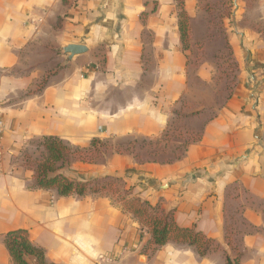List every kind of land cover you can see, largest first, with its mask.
<instances>
[{
	"label": "crops",
	"instance_id": "0c3cea01",
	"mask_svg": "<svg viewBox=\"0 0 264 264\" xmlns=\"http://www.w3.org/2000/svg\"><path fill=\"white\" fill-rule=\"evenodd\" d=\"M74 2L0 0V264H14L4 237L19 229L48 264H264L263 33L226 29L236 71L230 94L214 107L220 50L208 39L206 0H186L187 50L178 0ZM68 45L88 52L68 61ZM192 59L201 60L197 69ZM177 133L179 146L166 157L164 139ZM50 137L69 148L107 142L104 159L72 160L64 175L117 177L134 196L173 210L178 226L201 232L215 250L201 256L168 242L146 252L149 230L109 196L36 188L25 159L46 155ZM131 139L156 149L135 155Z\"/></svg>",
	"mask_w": 264,
	"mask_h": 264
},
{
	"label": "trees",
	"instance_id": "16d2710c",
	"mask_svg": "<svg viewBox=\"0 0 264 264\" xmlns=\"http://www.w3.org/2000/svg\"><path fill=\"white\" fill-rule=\"evenodd\" d=\"M178 25L183 47L187 50L190 47L189 16L183 5L179 13ZM98 146L105 148L107 142L94 139L88 147L82 149L86 153H91V150L96 149ZM43 148L46 152L45 159L38 162L33 170L36 188L56 190L60 197L85 196L90 191V181L72 180L59 172L60 169L70 163L71 149L63 141L54 137L44 139ZM82 149L78 148L80 151ZM117 153H120V151H117ZM181 155L182 153H179L175 156V159H179ZM78 161L93 163V160L81 159V157ZM123 202L126 204V201ZM128 205V208H126V205L124 206L126 209L123 207L124 210L133 216L142 230L147 228L152 236L146 252L149 250L154 252L168 242H175L194 247L201 256H206L210 252L209 244H215L214 241L206 238L195 229L178 226L174 219L173 210H165L159 204L152 205L138 197ZM143 218H147V222L142 221ZM4 244L14 264H30L29 258L34 259L35 264H48L44 250L36 247L31 242L28 231L24 229L8 232L4 237ZM227 264H239V262L227 258Z\"/></svg>",
	"mask_w": 264,
	"mask_h": 264
},
{
	"label": "rangeland",
	"instance_id": "374dc122",
	"mask_svg": "<svg viewBox=\"0 0 264 264\" xmlns=\"http://www.w3.org/2000/svg\"><path fill=\"white\" fill-rule=\"evenodd\" d=\"M185 3L186 0L184 2L183 0H178L179 13L181 11L182 5L184 7ZM206 3L207 14L211 19L213 28L208 39L210 40V44L214 45L220 50L214 55V60H216L218 65V71L215 75L217 84L214 88L216 93L210 89L211 98H209L211 105L217 107L222 102H224V99L230 94L233 76L235 75L236 71L230 54L228 32H226V29L231 28L233 29L232 33H237L238 35H247L251 31L255 32L258 30L259 32H262V36H264V0H206ZM247 38L253 40V37L251 36ZM258 38L260 39L261 36ZM199 50H202L201 46ZM199 53L200 52H198V54ZM199 57L202 59L203 54H199ZM200 61L201 60L192 59V64H194L196 69L200 65ZM192 71L193 70H191V72ZM46 81V79L42 81L38 90H40L46 84ZM201 91L202 90H200V88H196L197 93H200ZM178 136L179 135L177 133L164 139V142H168L171 148L166 149L165 152H168L166 157H171L172 154L170 150H175V148L179 146V144H176ZM128 141L129 143H132L133 147L131 148V151L135 155L141 151H147L148 148L150 151H154L156 149L154 146L152 149L150 147H139V143L134 144L132 139ZM140 141H142V139ZM182 141H185V138H183ZM152 144H154V142H152ZM163 146L164 143H162L160 149H162ZM70 149V161L79 160L81 157V159L86 158L93 160L94 163L98 160L101 161L104 159L105 155L112 150V147L107 143V147L104 148L98 146L96 149L91 150V153L84 152L82 148V151L78 150L76 147H70ZM43 159H45V155L40 152H36L33 156H26L25 164L29 169L34 170L36 164ZM67 167L68 165L64 167L65 170L62 169L63 174H67ZM89 183L90 191L88 193H93L94 195H107L114 203L121 205L122 207L126 205V208H128V203H132L134 199L137 198L133 194V188H130L126 182L114 176L97 179V181H91ZM123 201H126V204ZM237 209L238 206L233 204L232 210L230 211V217H232L234 220H236L235 213ZM142 221L147 222V218H143ZM229 239L231 241V246L237 249V244L233 243L232 241L234 238L229 237ZM209 247L210 251L215 250V244L210 243Z\"/></svg>",
	"mask_w": 264,
	"mask_h": 264
},
{
	"label": "water",
	"instance_id": "95a60500",
	"mask_svg": "<svg viewBox=\"0 0 264 264\" xmlns=\"http://www.w3.org/2000/svg\"><path fill=\"white\" fill-rule=\"evenodd\" d=\"M88 49L83 45H68L63 48V53L67 60L71 61L74 57L86 54Z\"/></svg>",
	"mask_w": 264,
	"mask_h": 264
},
{
	"label": "built area",
	"instance_id": "2783aa9c",
	"mask_svg": "<svg viewBox=\"0 0 264 264\" xmlns=\"http://www.w3.org/2000/svg\"><path fill=\"white\" fill-rule=\"evenodd\" d=\"M75 2L74 3H77V1L78 0H74ZM1 130H2V123H0V133H1ZM99 260L101 261V262H104L105 260H107L105 257H103V256H100L99 257ZM99 264V263H98Z\"/></svg>",
	"mask_w": 264,
	"mask_h": 264
}]
</instances>
